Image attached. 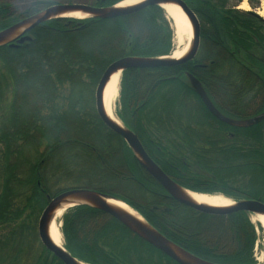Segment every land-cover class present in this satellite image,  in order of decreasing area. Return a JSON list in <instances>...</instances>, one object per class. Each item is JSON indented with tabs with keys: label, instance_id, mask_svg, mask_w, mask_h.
<instances>
[{
	"label": "trees",
	"instance_id": "obj_1",
	"mask_svg": "<svg viewBox=\"0 0 264 264\" xmlns=\"http://www.w3.org/2000/svg\"><path fill=\"white\" fill-rule=\"evenodd\" d=\"M53 3L35 0L19 11L0 4V30ZM187 4L200 22L195 57L123 70L117 117L179 185L264 201V71L248 62L210 2ZM25 35L29 39L0 46V264H63L40 243L37 222L49 198L74 187L123 200L196 256L256 263L260 236L247 212L211 214L175 201L96 112L94 91L109 64L174 50L173 27L161 7L113 18H54ZM187 73L224 115L250 124L217 120ZM60 231L65 249L87 264H178L87 205L66 210Z\"/></svg>",
	"mask_w": 264,
	"mask_h": 264
},
{
	"label": "water",
	"instance_id": "obj_2",
	"mask_svg": "<svg viewBox=\"0 0 264 264\" xmlns=\"http://www.w3.org/2000/svg\"><path fill=\"white\" fill-rule=\"evenodd\" d=\"M122 0L112 5H95L94 3L87 2H63L54 3L48 5L44 9H41L29 16L23 17L13 24L0 30V46L4 44L14 45L20 43L26 39H29L25 33L34 27L35 25L54 19V18H73L61 15L65 11H83L91 16L87 17H99V18H113L123 16L133 11L142 9L146 6H159L161 3L172 2L177 4L183 12L186 14L192 25L193 35L191 46L188 52L179 59L165 58L168 55L163 56H123L111 64L108 65L100 80L98 81L94 91V105L96 112L102 122L115 134L121 136L126 142L128 147L133 152L134 156L139 161L145 172L151 176L175 201L193 208L195 210L211 213V214H227L234 211H244L249 215L252 213L264 214V201L260 199H239L233 200L234 204L227 207H211L201 204H196L191 201L182 191L183 187L179 185L175 180L169 177L156 162L146 153L136 133L126 127L123 122L117 118L119 123L112 121L106 115L103 106V89L110 75L120 70L121 72L127 68H153L160 66H170L178 64L190 59H193L199 48V21L195 12L190 8L185 0H143L142 2L126 7L116 8V5ZM78 19V18H76ZM23 27V30L14 38H9L14 31ZM190 81V85L197 93L206 109L220 122L232 125L241 126L244 124H250V122H239L226 115H224L218 108L212 103L204 90L201 83L192 74L187 73ZM254 120L251 121V123ZM202 193V192H201ZM209 194V193H206ZM222 195V194H219ZM104 196H110L99 192L94 189L84 187H74L61 191L55 196L49 198L48 203L42 210L38 222H37V235L40 243L55 257H57L63 264H81L79 259L71 255L65 247L56 246L48 236L47 226L51 213L55 208L66 198L75 197L87 201L85 204L90 207L97 208L110 216L117 219L122 223L129 231L137 235L139 238L165 254L178 264H220L199 256L192 254L186 249L182 248L178 244L169 240L166 236L155 229L148 221L141 215L142 220L137 219L131 214L118 210L110 206L105 200ZM226 197V196H225ZM228 198V197H227ZM77 206V205H76ZM85 263V262H83ZM264 264V263H262Z\"/></svg>",
	"mask_w": 264,
	"mask_h": 264
},
{
	"label": "bare ground",
	"instance_id": "obj_3",
	"mask_svg": "<svg viewBox=\"0 0 264 264\" xmlns=\"http://www.w3.org/2000/svg\"><path fill=\"white\" fill-rule=\"evenodd\" d=\"M143 0H122L116 5V8H126L130 6H134ZM248 4L246 0H243L242 3L239 5V8L243 10H248ZM161 8L163 9L166 17L170 20L173 31H174V39H175V48L171 54H169L165 58H172V59H179L183 57L189 50L192 41V25L190 20L183 12V10L175 3L172 2H164L161 3ZM257 14L260 16H264V8L260 6L257 10ZM63 16L73 17L78 19H83L91 16L90 14L83 12V11H65L61 13ZM23 30V27L14 31L9 38H14ZM120 76L121 71L117 70L113 72L110 77L108 78L107 82L105 83L103 89V106L104 111L108 118L112 121L119 123L117 118L113 113V106L116 101L119 92V85H120ZM152 178V177H151ZM183 187V186H182ZM182 191L184 194L194 203L211 206V207H227L234 204V201L230 198H227L223 195L219 194H206L197 191L190 190L186 187H183ZM104 200L112 207L127 212L132 216L136 217L139 220H142L141 214L125 203L123 200L119 198H115L113 196H104ZM87 201L75 198V197H68L63 200L51 213L50 219L47 226L48 236L50 237L51 241L58 247H63V239L60 232V224L59 220L63 213L68 210L69 208L76 206L78 204H85ZM250 220L254 223H258L264 233V214L262 213H252L250 214ZM81 264H87L81 262Z\"/></svg>",
	"mask_w": 264,
	"mask_h": 264
},
{
	"label": "rangeland",
	"instance_id": "obj_4",
	"mask_svg": "<svg viewBox=\"0 0 264 264\" xmlns=\"http://www.w3.org/2000/svg\"><path fill=\"white\" fill-rule=\"evenodd\" d=\"M35 0H0V4L11 5L13 8L18 10H23L25 6ZM55 2H87L92 0H52ZM94 1V0H93ZM210 2L216 11L222 15L224 19L228 22L229 29L232 34L238 38L244 49V55L248 62H250L254 67L262 69L264 71V26L263 19L264 16L257 14V10L262 6L264 8V0L253 1L252 4L246 0L248 4V10H243L241 8L236 9L239 3L237 0H207ZM238 10V11H237ZM247 12H252L257 14V18H251L247 15ZM197 16V15H196ZM167 18V17H166ZM198 18V17H197ZM168 19V18H167ZM259 19V20H258ZM170 22V20L168 19ZM199 21V19H198ZM170 25L172 26L171 22ZM199 33H200V22H199ZM200 41V38H199ZM173 46L175 48V39H172ZM120 96H118L113 106V113L116 118L120 109ZM250 218V215H249ZM251 221V220H250ZM255 230L259 234V240L257 244L254 245L253 256L256 264L264 263V233L262 227L260 228L258 223H254ZM60 226L62 225V216L59 220ZM61 232V231H60ZM62 235V234H61ZM63 239V237H62ZM64 243V242H63ZM256 243V242H255Z\"/></svg>",
	"mask_w": 264,
	"mask_h": 264
},
{
	"label": "flooded vegetation",
	"instance_id": "obj_5",
	"mask_svg": "<svg viewBox=\"0 0 264 264\" xmlns=\"http://www.w3.org/2000/svg\"><path fill=\"white\" fill-rule=\"evenodd\" d=\"M45 1H52V0H45ZM100 1H101V0H100ZM185 1H186V3H187V0H185ZM242 1H243V0H237V2L239 3V5L242 3ZM247 1H249V3L252 4L253 1H260V0H247ZM53 2H54V3H58V2H55V1H53ZM96 2L98 3L99 0H94V1L92 0V1H90L89 3H94V4H95ZM54 3H53V4H54ZM59 3H60V2H59ZM62 3H63V2H62ZM99 5H101V4H99ZM239 5L237 6L236 9H239ZM46 7H47V6H46ZM42 9H44V8H42ZM18 11H19V10H18ZM237 11H238V10H237ZM247 15H251V16L257 17V16H256L255 14H253L252 12H247Z\"/></svg>",
	"mask_w": 264,
	"mask_h": 264
}]
</instances>
